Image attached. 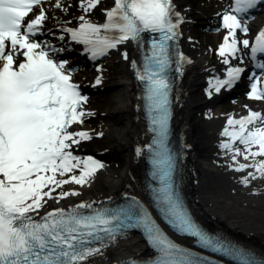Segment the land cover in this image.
I'll use <instances>...</instances> for the list:
<instances>
[{
    "label": "snow or ice",
    "instance_id": "obj_1",
    "mask_svg": "<svg viewBox=\"0 0 264 264\" xmlns=\"http://www.w3.org/2000/svg\"><path fill=\"white\" fill-rule=\"evenodd\" d=\"M45 0H0V264H87L102 254L106 242L114 241L122 230L142 228L148 242L159 252L155 264H210L198 254L172 240L152 214L134 197L131 203L118 207L96 208L82 202L69 208L59 207L41 214L48 200L79 196L75 190L59 191L64 185L85 186L105 166L98 160L73 155V145L92 137L85 131L70 130L82 124L90 113L83 110L87 97L72 82L67 61H58L52 44L38 42L48 19L43 8ZM260 0H235L231 11L223 13V27L228 35L219 48L224 64L230 63L249 40H239L237 31L245 34L241 13L255 7ZM100 0H80L79 6L90 12ZM56 7H62L60 3ZM34 9L38 14L26 20ZM107 22L97 25L80 16L78 28L64 31L71 39L84 44L93 59L128 41L142 45V34H159L151 38L150 54H145L144 72L138 77L148 83L150 108L159 112L153 124L159 126V145L153 159L161 186L154 190V201L167 222L179 233L197 238L205 248L221 252L236 264H264L251 253L227 244L204 232L191 218L172 180L173 164L164 144L167 134V95L170 87L163 75L171 63L169 41L179 35L183 18L175 11L173 0H114L106 13ZM60 40L64 36L59 37ZM252 57L264 53V31L255 38ZM128 59V53H123ZM180 61L186 58L181 54ZM190 62V61H189ZM133 67H136L133 64ZM264 70V62L256 64ZM245 69L229 67L227 78L210 81L213 89L231 88ZM249 98L264 100L262 78L253 73ZM96 83H101L98 78ZM211 95V91L209 92ZM223 135L228 142L222 148L232 153L237 172L253 169L241 183L249 186L253 180L264 179V114L249 111L240 119L230 118ZM243 145V150L236 143ZM255 149V150H254ZM252 159L251 164L240 163ZM79 170V175L75 174ZM67 177V178H65ZM129 264H136L135 261Z\"/></svg>",
    "mask_w": 264,
    "mask_h": 264
},
{
    "label": "bare ground",
    "instance_id": "obj_2",
    "mask_svg": "<svg viewBox=\"0 0 264 264\" xmlns=\"http://www.w3.org/2000/svg\"><path fill=\"white\" fill-rule=\"evenodd\" d=\"M177 1L180 12L187 19L185 37L182 38L183 45L180 49L187 55L188 61L183 67L185 76L178 96V109L182 118L179 124L188 141L186 162L192 204L202 220L210 221L245 242L264 249V179L253 180L249 186L243 185V177L254 170L235 171L231 160L232 153L222 148V144L229 140L223 135L224 130L229 127L228 118L224 113V105H219L225 88L216 92L210 81L221 79V74L228 70L227 66L223 68L220 63L222 60L216 61L213 46L209 49L202 47L200 38L190 30L200 22H204L203 26L214 28L217 27L216 23L206 24L205 20L210 22L214 18L206 17L207 9L199 10L193 0ZM208 1L211 3L215 0ZM217 1L221 2L217 5V12H220L225 8L222 5L225 0ZM57 3L62 7H56ZM56 4L54 7L49 4L43 6L48 19L44 22L42 34L35 37L38 42L52 45L68 43L71 35L64 29L79 26V17L84 13L73 10L71 5L62 0H57ZM68 11L77 13V18L66 21L64 13ZM199 14L203 17H198ZM219 32V29L216 30L213 37H217ZM60 36H64V39L60 40ZM136 50L128 44L116 49L112 59L118 72L113 78L103 72L89 73L90 68L83 65L85 61L71 66L74 80L79 85L89 91L98 89L90 82L96 83L99 78V86H103L102 89L108 88L116 94L109 104L103 103L104 112L99 115H93L83 109L90 115L83 118L82 124H74L70 129L88 132L92 137L73 145V155L83 159L92 157L105 167L96 173L88 185L64 186V191L75 190L81 194L69 196L59 203L48 200L45 208L40 210L41 214L59 207L67 209L82 202L98 206L117 198H149L145 190V153L153 146V135L146 110L140 104V85L133 70ZM125 52L128 53V59L123 56ZM236 147L243 150L244 146L237 142ZM238 159L240 163L253 162L252 159L244 160L243 157ZM58 193L59 191H56L54 195ZM151 248L152 246L146 244L143 239L132 237L106 246L92 264H117L139 259L150 254Z\"/></svg>",
    "mask_w": 264,
    "mask_h": 264
},
{
    "label": "rangeland",
    "instance_id": "obj_3",
    "mask_svg": "<svg viewBox=\"0 0 264 264\" xmlns=\"http://www.w3.org/2000/svg\"><path fill=\"white\" fill-rule=\"evenodd\" d=\"M62 1L68 3V5H71L73 10H76V11L79 10V13H84L83 16L85 17V19H93V18L101 17L102 9H104L105 7H108L111 0L101 1L100 4L90 12H85L82 8H79L78 4L80 0H62ZM193 3L198 7L199 10L207 9L206 17L213 18V16H215V14L217 13V5H219L221 2L215 0L210 3L209 1L207 2V0H193ZM55 4H56V1L55 2L53 1L49 3V6L54 7ZM222 5H224L225 8L229 7L230 0H225L222 3ZM198 17H203V15L199 14ZM73 18H77V13L72 14V11L70 12L68 11L67 13H64V19L66 21H70ZM205 22L206 23L213 22V23L219 24V21L214 20V19H211L210 22L209 20H205ZM252 22L255 23L256 25L254 29H257L259 26L264 24V12L261 15L256 16V18L252 19ZM202 23L204 22H200L198 25L192 26L190 30L191 32H193L195 36L200 38L199 41L202 47L209 49L211 48V46H213L214 48L213 56L216 59V61H220L221 59L219 58V54L216 53L215 50H216L218 42L220 41V37L222 33L225 32V30L220 28L219 34H217V37L215 36L214 38L213 36L217 30L216 27L214 28V27L209 26V27L204 28V26H202ZM220 63L222 65V61H220ZM89 70H90L89 73L97 72L98 70H100L101 72L105 73L110 78L115 77L116 73L118 72L116 65H115V61L114 59H112V57H108L105 60L101 61L100 63H97L94 67H91ZM108 82H111V81H108ZM90 84L92 86H95V84L92 82H90ZM102 88L103 86L101 87V89ZM114 95H116L114 91L108 88L105 89V91L87 92L88 99L83 108L86 111L92 113L93 115L94 114L99 115L104 112L103 103L104 105L109 104L110 100L112 99ZM219 105L220 106L224 105V113L226 115H230L231 113H240L242 112V110L243 112H246L248 108L263 109V112H264V101H260V102L250 101L246 97H239V98H235L232 100L230 99V100L220 101ZM261 126H264V125H261ZM262 159H264V157ZM75 174L79 175V170H76ZM64 186H67V185H64ZM61 190L62 189H57L56 191H61Z\"/></svg>",
    "mask_w": 264,
    "mask_h": 264
}]
</instances>
